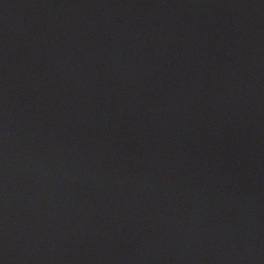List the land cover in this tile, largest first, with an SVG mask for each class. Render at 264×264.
<instances>
[{"label":"water","instance_id":"95a60500","mask_svg":"<svg viewBox=\"0 0 264 264\" xmlns=\"http://www.w3.org/2000/svg\"><path fill=\"white\" fill-rule=\"evenodd\" d=\"M0 264H264V0H0Z\"/></svg>","mask_w":264,"mask_h":264}]
</instances>
